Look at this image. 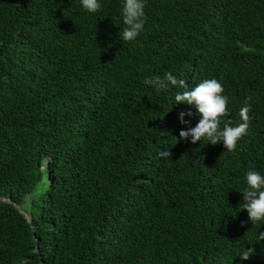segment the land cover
<instances>
[{
	"label": "trees",
	"instance_id": "1",
	"mask_svg": "<svg viewBox=\"0 0 264 264\" xmlns=\"http://www.w3.org/2000/svg\"><path fill=\"white\" fill-rule=\"evenodd\" d=\"M99 2L0 0V264H264L240 207L264 175V0H145L131 42ZM167 72L221 83V126L247 99L234 151L179 139L183 89L143 83Z\"/></svg>",
	"mask_w": 264,
	"mask_h": 264
},
{
	"label": "clouds",
	"instance_id": "2",
	"mask_svg": "<svg viewBox=\"0 0 264 264\" xmlns=\"http://www.w3.org/2000/svg\"><path fill=\"white\" fill-rule=\"evenodd\" d=\"M82 7L89 13H96L101 10L102 5L99 0H81ZM145 0H123L121 16L125 27L120 30L119 37L122 41L131 42L144 30L146 23ZM143 83L153 85L157 90L166 89L169 84L176 86L183 91H177L175 94L176 104L185 103L195 108L192 111L181 112L179 119L182 124H188L185 116L200 117L195 127L188 130H181L179 139L188 140L191 137V143L196 144L202 139H207L208 143L216 145L223 143L227 151H234L237 142L247 134L248 122L250 117V105L246 99L245 104L240 109L239 124H233L222 118L229 116L228 97L224 95V88L216 79H204L192 88H188L184 79H177L171 72H167L163 79H145ZM162 118V117H161ZM166 157H171L169 150L162 153ZM247 187L242 193L243 202L240 204L242 210L248 213V219L252 224L264 221V175L258 171H248L245 176ZM260 239L264 240V232L260 234ZM255 254L254 248H247L240 255L242 260H249Z\"/></svg>",
	"mask_w": 264,
	"mask_h": 264
},
{
	"label": "water",
	"instance_id": "3",
	"mask_svg": "<svg viewBox=\"0 0 264 264\" xmlns=\"http://www.w3.org/2000/svg\"><path fill=\"white\" fill-rule=\"evenodd\" d=\"M7 200L9 201V198H7ZM19 208V207H18ZM20 209V208H19ZM21 213L25 215V217L28 219V221H30V217L26 215V213H24V211L21 210Z\"/></svg>",
	"mask_w": 264,
	"mask_h": 264
}]
</instances>
